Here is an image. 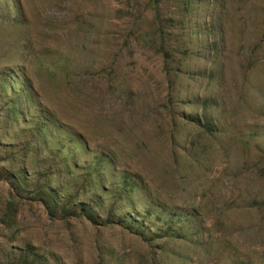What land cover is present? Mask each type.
I'll use <instances>...</instances> for the list:
<instances>
[{
	"label": "rangeland",
	"instance_id": "1",
	"mask_svg": "<svg viewBox=\"0 0 264 264\" xmlns=\"http://www.w3.org/2000/svg\"><path fill=\"white\" fill-rule=\"evenodd\" d=\"M0 264H264V0H0Z\"/></svg>",
	"mask_w": 264,
	"mask_h": 264
},
{
	"label": "trees",
	"instance_id": "2",
	"mask_svg": "<svg viewBox=\"0 0 264 264\" xmlns=\"http://www.w3.org/2000/svg\"><path fill=\"white\" fill-rule=\"evenodd\" d=\"M162 50H163V48H162ZM164 51V50H163ZM164 55L165 56H168L169 54H168V52L167 51H164ZM72 215H74V216H78V215H82V216H85L87 219H89V220H91L92 222H94V217H93V215L91 214V212H90V210H88V207L86 206V205H81L80 206V211H79V213H74V212H70ZM122 222V221H121ZM164 224L166 225V227H168L167 229H165V230H161V229H159L160 231H163V233L161 234V235H158V233H149L152 237H151V240H155V239H163V238H169V237H171V238H174V239H177V238H179L178 236H176V234H175V236H174V234H173V236L172 235H170L169 234V231H170V228H171V226L169 225V223L166 221V219H165V222H164ZM135 234H137V235H140V236H145V233H143V232H140L139 231V229H136L135 231ZM181 239V238H180Z\"/></svg>",
	"mask_w": 264,
	"mask_h": 264
}]
</instances>
